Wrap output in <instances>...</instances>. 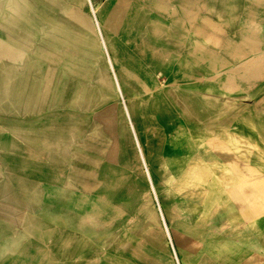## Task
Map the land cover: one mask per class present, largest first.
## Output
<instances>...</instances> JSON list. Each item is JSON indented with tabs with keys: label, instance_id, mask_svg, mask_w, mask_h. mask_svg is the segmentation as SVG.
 <instances>
[{
	"label": "crops",
	"instance_id": "1",
	"mask_svg": "<svg viewBox=\"0 0 264 264\" xmlns=\"http://www.w3.org/2000/svg\"><path fill=\"white\" fill-rule=\"evenodd\" d=\"M263 32L264 0H0V264H157L151 241L132 238L112 208L120 135L134 167L145 128L128 110L124 134L116 117L105 129L103 105L135 108L136 84L120 72L151 64L163 90L175 80L214 89L216 72L246 63ZM110 140L116 154L104 159ZM257 223L263 231L264 213ZM175 259L200 264L176 250Z\"/></svg>",
	"mask_w": 264,
	"mask_h": 264
},
{
	"label": "rangeland",
	"instance_id": "2",
	"mask_svg": "<svg viewBox=\"0 0 264 264\" xmlns=\"http://www.w3.org/2000/svg\"><path fill=\"white\" fill-rule=\"evenodd\" d=\"M263 37L264 32L248 46L264 53ZM238 68L216 72L214 89L184 87L175 80L163 90L159 81L165 75L154 71V64L136 73L121 71L123 80L135 82L132 89L140 102L135 108L121 100L103 105L105 129L116 117L114 124L124 134L128 110L140 116L145 128V148L135 136L134 167L127 136L120 135L119 198L112 208L116 214L118 207L115 219L121 225L130 224L132 238L151 241L148 250L157 264H176L175 250L200 264H264V230H257L264 213V66L246 78ZM159 89L167 95L163 102ZM185 90L190 95L180 96ZM241 91L247 101L230 104L222 99L224 92L238 96ZM209 93L215 98H207ZM112 95L104 91V100ZM112 148L111 140L104 143V159L115 156Z\"/></svg>",
	"mask_w": 264,
	"mask_h": 264
},
{
	"label": "bare ground",
	"instance_id": "3",
	"mask_svg": "<svg viewBox=\"0 0 264 264\" xmlns=\"http://www.w3.org/2000/svg\"><path fill=\"white\" fill-rule=\"evenodd\" d=\"M4 7V6H3ZM2 8V7H1ZM4 9V8H3ZM7 11V10H6ZM15 14V13H14ZM95 18V17H94ZM96 19V18H95ZM96 21V20H95ZM218 29V28H217ZM199 31V30H198ZM216 31V30H215ZM220 31V30H219ZM200 32V31H199ZM204 34V33H202ZM207 35V34H206ZM262 38V37H261ZM264 39V37H263ZM205 41L209 40V36L204 37ZM214 41V39L212 40V42ZM215 42V41H214ZM264 47V46H263ZM260 48V47H259ZM264 53L263 50L256 51V54L253 55L252 57H249L246 61V63H244L243 65H239L238 69H241L242 73L240 74L242 78H246V76H249L250 74H254V75H258V71L259 69H261L264 65ZM237 67V66H236ZM233 73V72H232ZM232 76V75H231ZM253 76V75H252ZM255 77V76H254ZM259 77V76H256ZM253 78V77H252ZM251 78V79H252ZM258 80V79H256ZM226 88H229V86H226ZM232 89V88H231ZM126 112V111H125ZM146 151V150H145ZM146 154V153H145ZM153 156V155H152ZM148 159V158H147ZM149 160V159H148ZM151 166V165H149ZM144 169V168H143ZM4 177V176H3ZM99 198V197H98ZM92 202V201H91ZM94 203L97 201H93ZM96 204V203H95ZM103 204V203H102ZM108 204V203H106ZM97 205V204H96ZM105 205V204H103ZM98 206V205H97ZM106 206V205H105ZM163 219V217H162ZM78 223V222H77ZM166 232H168V229L166 227Z\"/></svg>",
	"mask_w": 264,
	"mask_h": 264
}]
</instances>
